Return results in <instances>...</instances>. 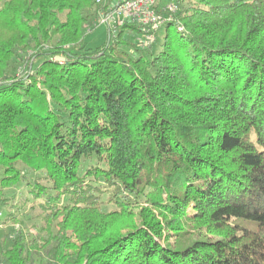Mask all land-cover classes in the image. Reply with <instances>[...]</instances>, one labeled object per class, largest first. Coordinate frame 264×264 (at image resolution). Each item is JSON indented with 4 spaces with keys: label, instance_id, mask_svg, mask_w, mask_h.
<instances>
[{
    "label": "trees",
    "instance_id": "trees-1",
    "mask_svg": "<svg viewBox=\"0 0 264 264\" xmlns=\"http://www.w3.org/2000/svg\"><path fill=\"white\" fill-rule=\"evenodd\" d=\"M95 1L0 0V264H264V0H173L155 54Z\"/></svg>",
    "mask_w": 264,
    "mask_h": 264
},
{
    "label": "built area",
    "instance_id": "built-area-1",
    "mask_svg": "<svg viewBox=\"0 0 264 264\" xmlns=\"http://www.w3.org/2000/svg\"><path fill=\"white\" fill-rule=\"evenodd\" d=\"M101 1L95 2L101 4ZM177 10L178 5L173 0H118L108 10L100 9L97 19L100 23H106L114 35L125 24L139 26L145 34L139 44L147 48L156 41L165 16L172 18Z\"/></svg>",
    "mask_w": 264,
    "mask_h": 264
},
{
    "label": "rangeland",
    "instance_id": "rangeland-1",
    "mask_svg": "<svg viewBox=\"0 0 264 264\" xmlns=\"http://www.w3.org/2000/svg\"><path fill=\"white\" fill-rule=\"evenodd\" d=\"M115 4V3H114ZM99 6L98 8H100ZM126 38H129V40L132 43H135L136 45H140L139 42L141 39L145 38V34L142 31L127 28L124 33ZM164 35H165V27H161L160 30H158V33L156 34V41L153 43L152 47L148 50L149 53H157L158 50L162 47L163 41H164ZM109 37V27L106 23H100L97 19V16L93 17L89 21V26L85 30V40L86 45L88 47H97L102 45ZM114 39V35L112 37ZM129 53L133 52V47L125 46L124 48ZM148 53V54H149ZM18 193V198H21L23 196H27V190L25 188L18 187L16 189ZM33 203L30 202L23 211L24 216L22 215V219L25 221V226L32 227L34 224H41V214L40 210H38L37 207H33ZM22 211V210H21ZM19 229L21 226L18 223L12 224L9 221L5 222V210L3 212H0V247L3 246L1 243L2 235L5 232H11L12 228ZM26 228V227H25Z\"/></svg>",
    "mask_w": 264,
    "mask_h": 264
},
{
    "label": "water",
    "instance_id": "water-1",
    "mask_svg": "<svg viewBox=\"0 0 264 264\" xmlns=\"http://www.w3.org/2000/svg\"><path fill=\"white\" fill-rule=\"evenodd\" d=\"M56 59H57V60H64L65 58L62 57V56H57Z\"/></svg>",
    "mask_w": 264,
    "mask_h": 264
}]
</instances>
